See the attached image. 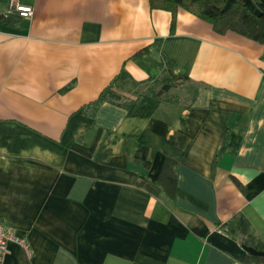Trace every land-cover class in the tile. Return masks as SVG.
<instances>
[{"label":"crops","instance_id":"0c3cea01","mask_svg":"<svg viewBox=\"0 0 264 264\" xmlns=\"http://www.w3.org/2000/svg\"><path fill=\"white\" fill-rule=\"evenodd\" d=\"M19 2L32 15L0 22V219L26 245L4 264H264L232 225L264 242L263 45L182 8L170 32L148 0ZM122 68L118 98L90 103ZM167 157L172 197L137 185Z\"/></svg>","mask_w":264,"mask_h":264},{"label":"trees","instance_id":"16d2710c","mask_svg":"<svg viewBox=\"0 0 264 264\" xmlns=\"http://www.w3.org/2000/svg\"><path fill=\"white\" fill-rule=\"evenodd\" d=\"M9 2L10 0H0V6L7 8ZM148 2L150 8L164 9L171 13L170 32H173L177 10L182 8L210 23L213 30L218 33L234 31L258 41L263 45L262 58L264 59V0H148ZM20 17L22 16L15 11L10 13L5 11L0 12V22L4 24L15 25ZM140 52L141 50L137 54ZM126 75V71L122 68L90 103H100L104 100L114 101L117 99L118 95L112 91V86L117 79ZM162 78L165 82L171 83L177 78L185 79L186 77L175 75L170 69H166L165 75ZM148 92L151 93V90H148ZM174 166V161L167 157L164 160L159 176L153 182L154 186H151L144 180H139L137 185L155 195L158 193L156 188H159L172 197L175 189ZM225 225L227 223L217 224L219 229H225ZM232 225L239 230L241 236L238 238L241 243L264 250V242L255 239L248 233L247 221L240 214L234 215ZM244 261L248 263L252 261L264 263V256L251 255L245 252Z\"/></svg>","mask_w":264,"mask_h":264},{"label":"built area","instance_id":"2783aa9c","mask_svg":"<svg viewBox=\"0 0 264 264\" xmlns=\"http://www.w3.org/2000/svg\"><path fill=\"white\" fill-rule=\"evenodd\" d=\"M12 11L18 12L23 17H28L32 15L33 8L32 6L23 4L18 0H10L5 12L10 13ZM9 241H15L24 246L26 245L25 239L15 235L13 230L6 226L0 219V264H4V257L8 250L7 244Z\"/></svg>","mask_w":264,"mask_h":264},{"label":"water","instance_id":"95a60500","mask_svg":"<svg viewBox=\"0 0 264 264\" xmlns=\"http://www.w3.org/2000/svg\"><path fill=\"white\" fill-rule=\"evenodd\" d=\"M241 246L244 249V251H246L247 253L251 255L264 256V250L256 249L253 246H249L246 244H241Z\"/></svg>","mask_w":264,"mask_h":264},{"label":"rangeland","instance_id":"374dc122","mask_svg":"<svg viewBox=\"0 0 264 264\" xmlns=\"http://www.w3.org/2000/svg\"><path fill=\"white\" fill-rule=\"evenodd\" d=\"M5 7L4 6H0V9H4Z\"/></svg>","mask_w":264,"mask_h":264}]
</instances>
